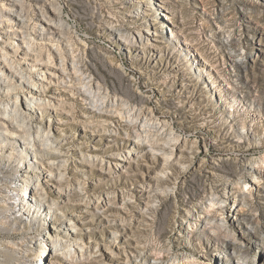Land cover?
I'll return each instance as SVG.
<instances>
[{
	"label": "rangeland",
	"instance_id": "obj_1",
	"mask_svg": "<svg viewBox=\"0 0 264 264\" xmlns=\"http://www.w3.org/2000/svg\"><path fill=\"white\" fill-rule=\"evenodd\" d=\"M40 5L47 17L59 13L68 24L80 69L62 85L72 87L75 106H84L77 91L90 84L94 104L105 100L113 118L123 115L126 123L115 140H92L79 124L77 108L72 114L58 108L37 113L52 138L74 136L62 141L72 151L60 170L63 181L40 179L49 199L41 206L53 205L55 211L50 225L64 219L63 231L79 236L84 246L73 264H117L112 255L120 240L135 243L139 263L264 264V0H40ZM135 11L144 13L135 20ZM110 27L120 35L112 36ZM138 33L145 38L141 44ZM13 60L29 73L26 59ZM141 129L145 140L177 139L174 162L162 167L159 153L149 166L132 161L128 168H109L106 154L133 152ZM80 153L98 158L83 161ZM27 158L41 169L47 161L32 163L33 153ZM68 189L69 198H62L59 190ZM146 203L142 215L136 212ZM188 212L191 217L182 221ZM113 217L124 218L129 236L118 224H107ZM37 228L19 220L9 233L0 230V238L16 241ZM125 254L129 257L122 259L130 260L129 251Z\"/></svg>",
	"mask_w": 264,
	"mask_h": 264
},
{
	"label": "bare ground",
	"instance_id": "obj_2",
	"mask_svg": "<svg viewBox=\"0 0 264 264\" xmlns=\"http://www.w3.org/2000/svg\"><path fill=\"white\" fill-rule=\"evenodd\" d=\"M141 13L143 14L144 11H135L134 14H131L132 19ZM57 15V18L47 17L42 10L40 0H0V230L9 233V228L16 225L19 220L21 222L31 221L32 224L34 222L38 226L37 232L29 237H23L16 241L9 240V236L4 239L0 238V264H9V257L11 264H62L63 259L64 262L73 264L78 256L77 253L83 252L84 246L80 242V237L63 231L64 224H66L64 219H61L55 226L50 225L51 219L53 221L52 216L55 215V211L51 208L53 205H49V209L41 206V203L47 202L49 199L46 194L47 190L40 184V179L52 180L58 184L63 181V174L60 173V170L67 165L72 151L63 149L62 141L64 139L71 140L70 138L74 136L67 138L65 135L66 138L62 137V140L52 138L50 126L44 130V125L41 124L42 116H37V113L39 111L43 113L45 109L56 112L58 108L62 114H72L71 110L77 108L80 111V122H78L81 123L84 131H88V135H92V140L102 136H106L109 141L115 140L119 127L126 124H122L124 121L121 123L123 115H119L118 119L113 118L115 116L112 113L113 109L102 105L105 100L104 103H96L101 104L100 107L94 104L96 101L92 99L90 94L92 92L88 90L89 88L92 90L90 84L87 85V89L84 85L85 90L77 91L81 97L79 99L85 103L84 106H80L81 108L75 106L77 102L73 98L75 94H73L72 87L62 84L66 76L76 77L80 68H78V63L73 55L74 49L70 36L67 34L68 24L66 25L62 21L59 13ZM110 30L113 31L112 36L120 35V29L110 27ZM146 32L151 34L149 31ZM151 35L155 36V34ZM137 39L139 43L145 41L142 33H138ZM10 51L27 60L23 64L26 65V70L28 69L29 73H26L25 69H21L15 63L13 60L15 55H9ZM39 66L44 68L41 69L43 71H37ZM79 72L81 73V71ZM97 86L95 87L97 88ZM19 94L22 95L25 102V108L28 110L26 112L19 106ZM109 96L111 95L107 97ZM97 108L100 110L98 111ZM103 115H106V119L97 121V116ZM63 119L58 122H68ZM143 123L140 124L143 126ZM156 125L158 124L154 126ZM160 125H162L161 122ZM60 127L55 128L61 131L62 127ZM141 132L142 129L135 133L138 141H135L136 146H132L133 152L127 151L123 157H121L122 151L106 154L105 163L109 165V168L112 164L124 169L132 161L149 166V162L156 161L159 153L163 158L162 167L170 166L174 162L175 150L180 149L179 144L176 143L177 139L173 141H151L148 139V141L143 138L144 134ZM85 135L80 134L81 137H85ZM110 143H106L104 146H110ZM18 153L22 156H17ZM30 153H33L34 156L32 163H44V158L47 159L45 165H42V169L30 163L31 158H27ZM80 155L83 161L98 158V155L84 153H80ZM103 159L102 161H104ZM141 159L144 161H139ZM46 184H50V182L48 181ZM141 185L145 186L144 183ZM70 189L59 190L64 195L62 198H69L72 190L75 191L74 188ZM238 196L239 199H244L245 193H240ZM262 197L264 198V191H262ZM52 203L57 205L55 201ZM262 203L264 204V201ZM136 208V212L142 215L143 210L147 208V203L139 204ZM133 216L132 218L136 219L137 216L135 218ZM190 217L191 214L188 212L182 221H188ZM113 218H106L107 224H118L119 229L129 236L127 228L123 226L124 218ZM69 224L72 228H77L75 225ZM257 240L259 241V239ZM116 242L113 250L115 254L112 256L119 258V260L116 259L117 264H145L138 262L141 252L134 242L128 240ZM10 244L13 249L9 248ZM39 247L42 249L39 250ZM37 251L42 252L38 259L35 257ZM127 251L131 258L124 261L122 258L123 255L127 257L125 254ZM232 264H238V261L234 260Z\"/></svg>",
	"mask_w": 264,
	"mask_h": 264
}]
</instances>
